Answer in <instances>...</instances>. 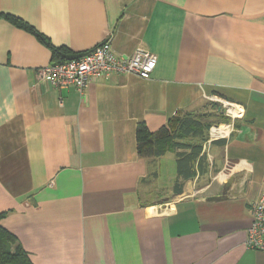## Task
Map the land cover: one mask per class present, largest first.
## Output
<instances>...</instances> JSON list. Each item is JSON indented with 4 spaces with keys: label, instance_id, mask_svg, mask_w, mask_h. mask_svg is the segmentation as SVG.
Here are the masks:
<instances>
[{
    "label": "crops",
    "instance_id": "obj_1",
    "mask_svg": "<svg viewBox=\"0 0 264 264\" xmlns=\"http://www.w3.org/2000/svg\"><path fill=\"white\" fill-rule=\"evenodd\" d=\"M108 38L118 55L154 52L151 76L83 91L38 76L52 47ZM178 111L217 123L183 139L203 149L175 193L178 149L140 156L137 128ZM262 190L264 0H0V224L34 264H264L246 245Z\"/></svg>",
    "mask_w": 264,
    "mask_h": 264
},
{
    "label": "trees",
    "instance_id": "obj_2",
    "mask_svg": "<svg viewBox=\"0 0 264 264\" xmlns=\"http://www.w3.org/2000/svg\"><path fill=\"white\" fill-rule=\"evenodd\" d=\"M19 26L36 30L27 25L25 21L18 17L7 15ZM40 38L46 39L39 33ZM48 42V41H47ZM53 56L59 57L57 62L66 60L63 48L52 47ZM212 121L207 120L204 113H194L191 111H178L171 116L166 125L158 131L152 132L146 124L140 123L137 128L138 153L142 157L163 155L167 147L172 144L178 149L177 156V180L174 185L175 193L182 190L185 179L195 175V163L200 156L202 143L183 142L186 137L205 138L206 131L210 128ZM5 213L0 214V219ZM0 264H34L29 253L18 242V237L10 230L0 224Z\"/></svg>",
    "mask_w": 264,
    "mask_h": 264
},
{
    "label": "built area",
    "instance_id": "obj_3",
    "mask_svg": "<svg viewBox=\"0 0 264 264\" xmlns=\"http://www.w3.org/2000/svg\"><path fill=\"white\" fill-rule=\"evenodd\" d=\"M158 62V56L145 48L138 47L131 55H118L110 38L96 45L79 58L66 59L38 69V76L49 80L55 87L75 85L79 91L91 82L111 73H132L149 78ZM230 107L231 103L223 101ZM215 125L214 127H220ZM213 126L211 135H213ZM224 134L216 135L222 136ZM214 136V135H213ZM252 223L248 229L246 245L264 251V190L251 208Z\"/></svg>",
    "mask_w": 264,
    "mask_h": 264
},
{
    "label": "rangeland",
    "instance_id": "obj_4",
    "mask_svg": "<svg viewBox=\"0 0 264 264\" xmlns=\"http://www.w3.org/2000/svg\"><path fill=\"white\" fill-rule=\"evenodd\" d=\"M230 108L231 107H228V108H226V112H228V111H231L230 110ZM213 122V124H216L217 123V121H212ZM223 122V121H222ZM168 166V167H167ZM171 167V165H170V163L168 162V164H166V169L164 170V175H163V178H162V180L163 181H165L166 180V176H167V174H172V171H173V168H170Z\"/></svg>",
    "mask_w": 264,
    "mask_h": 264
},
{
    "label": "water",
    "instance_id": "obj_5",
    "mask_svg": "<svg viewBox=\"0 0 264 264\" xmlns=\"http://www.w3.org/2000/svg\"><path fill=\"white\" fill-rule=\"evenodd\" d=\"M86 52H88V51L79 52V53H72V54H65L64 57H65V59H68V60H70V59H75V58H79V57H81V56L84 55ZM210 198H212V199H216V198H218V196H212V197H210Z\"/></svg>",
    "mask_w": 264,
    "mask_h": 264
},
{
    "label": "bare ground",
    "instance_id": "obj_6",
    "mask_svg": "<svg viewBox=\"0 0 264 264\" xmlns=\"http://www.w3.org/2000/svg\"><path fill=\"white\" fill-rule=\"evenodd\" d=\"M213 135H220V134H225L226 133V129H225V125H221L220 127H214L213 130Z\"/></svg>",
    "mask_w": 264,
    "mask_h": 264
}]
</instances>
